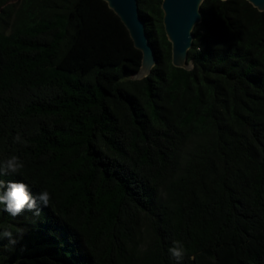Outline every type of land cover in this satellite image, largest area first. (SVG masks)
Returning a JSON list of instances; mask_svg holds the SVG:
<instances>
[{
    "label": "trees",
    "instance_id": "1",
    "mask_svg": "<svg viewBox=\"0 0 264 264\" xmlns=\"http://www.w3.org/2000/svg\"><path fill=\"white\" fill-rule=\"evenodd\" d=\"M137 1L143 79L104 0H0V164H24L0 179L51 196L39 217L0 212L17 238L0 264H177L174 240L180 264H264V11L203 1L186 70L162 0Z\"/></svg>",
    "mask_w": 264,
    "mask_h": 264
},
{
    "label": "water",
    "instance_id": "2",
    "mask_svg": "<svg viewBox=\"0 0 264 264\" xmlns=\"http://www.w3.org/2000/svg\"><path fill=\"white\" fill-rule=\"evenodd\" d=\"M105 1V0H104ZM205 0H162L165 33L171 42V62L186 70L193 68L188 61L189 50L194 45L193 30L202 22L201 3ZM254 7L264 11V0H248ZM122 23L127 27L134 46L142 52L141 66L134 78L143 79L157 64L155 50L146 33V25L141 16L137 0H107Z\"/></svg>",
    "mask_w": 264,
    "mask_h": 264
},
{
    "label": "clouds",
    "instance_id": "3",
    "mask_svg": "<svg viewBox=\"0 0 264 264\" xmlns=\"http://www.w3.org/2000/svg\"><path fill=\"white\" fill-rule=\"evenodd\" d=\"M107 3V0H105ZM14 142L26 143L21 139L20 133H17L13 138ZM24 168L23 162L16 155H12L2 164H0V176L17 174ZM51 196L48 191H42L35 196L29 190V186L24 182L7 181L0 179V205L4 207L0 212H6L12 217L20 216L25 211L32 212L36 217L41 215L42 207H48ZM22 235V232H17V236ZM7 239L9 245L17 243L16 236L10 230L0 231V240ZM170 256L180 264L185 255V249L180 241L174 240L172 246L168 248Z\"/></svg>",
    "mask_w": 264,
    "mask_h": 264
}]
</instances>
